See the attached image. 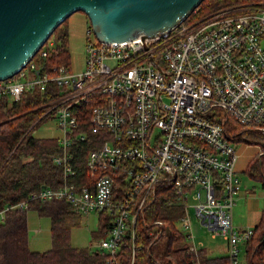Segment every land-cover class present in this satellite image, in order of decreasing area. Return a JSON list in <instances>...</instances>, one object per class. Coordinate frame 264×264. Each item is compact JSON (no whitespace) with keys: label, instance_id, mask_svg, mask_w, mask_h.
<instances>
[{"label":"built area","instance_id":"2783aa9c","mask_svg":"<svg viewBox=\"0 0 264 264\" xmlns=\"http://www.w3.org/2000/svg\"><path fill=\"white\" fill-rule=\"evenodd\" d=\"M91 32L89 25L87 37ZM263 35L264 0L221 7L153 37H94L76 72L44 63L50 39L0 80V94L14 100L38 92L44 110L36 122H57L59 133L49 137L58 143L52 161L61 169L60 182L41 185L31 199L63 200L81 214L106 213L109 226L97 249L113 255L123 236L134 239L135 221L166 187L168 204L182 206L176 224L192 264H201L203 242L195 240L190 208L212 237L226 240V264H239L252 228L232 223L240 179L229 121L264 130ZM87 102V130L78 132L77 109ZM90 131L103 134L90 139L95 146L80 169L76 150Z\"/></svg>","mask_w":264,"mask_h":264},{"label":"trees","instance_id":"16d2710c","mask_svg":"<svg viewBox=\"0 0 264 264\" xmlns=\"http://www.w3.org/2000/svg\"><path fill=\"white\" fill-rule=\"evenodd\" d=\"M255 1L263 0H201L184 21L192 22L228 5ZM66 22L67 18L53 29L43 43L45 46L50 39L54 41L52 46H46L43 60L50 67L66 66L70 61ZM40 103L38 92L24 91L16 100L0 94V211L4 210V218L0 219V264H130L132 253L133 264H192L185 234L176 224L183 212L182 206L168 204L169 193L163 192L166 187L162 186L145 206L143 215L135 221L134 239L129 234L123 236L116 254L71 245V229L80 226L82 215L63 200L31 199V194L38 191L41 185L58 184L61 172L52 161V155L58 149L57 140L33 134L38 124L36 120L44 110L39 107ZM89 111L88 102L77 109L78 132L87 130ZM229 122L234 140L260 147V151L247 161L244 172L264 187V130ZM102 134L90 131L88 141H79L75 161L77 168L83 169L85 156L95 146L90 139L99 140ZM21 201L26 202V207L17 205ZM8 205L11 207L5 209ZM28 209L50 217L51 247L47 250L29 248ZM108 226L109 216L99 213L93 237L106 234ZM251 228L252 234L243 244L246 264H264V199L259 219ZM200 262L205 264L201 256ZM222 264H226V259Z\"/></svg>","mask_w":264,"mask_h":264},{"label":"water","instance_id":"95a60500","mask_svg":"<svg viewBox=\"0 0 264 264\" xmlns=\"http://www.w3.org/2000/svg\"><path fill=\"white\" fill-rule=\"evenodd\" d=\"M201 0H0V80L19 71L53 29L83 11L98 41L153 37L170 31Z\"/></svg>","mask_w":264,"mask_h":264},{"label":"rangeland","instance_id":"374dc122","mask_svg":"<svg viewBox=\"0 0 264 264\" xmlns=\"http://www.w3.org/2000/svg\"><path fill=\"white\" fill-rule=\"evenodd\" d=\"M67 27L69 30V49H70V61L66 65L70 71H79L84 67V48L85 44L88 40L94 39V34L91 32L89 37H87V27L90 25L89 19L86 14L81 11H74L67 17ZM261 45L264 48V35L261 38ZM58 127L55 118L47 119L45 121H41L35 128L33 134L36 136H45L49 137L51 135L58 134ZM234 142L236 152L238 153V158L235 163V172L240 179V188L235 194V199L237 198L238 192H242L253 179L250 178L245 172L244 168L246 166L249 158L255 154L259 150V146L255 144H248L243 141L235 140ZM240 202H236L234 200L233 208H232V219H237V216H241V211L243 210L242 206H238ZM237 204V206H236ZM189 213L191 215V223L193 233L195 235L196 241H204L207 246H215L218 255L227 254L226 240L222 237V235L218 234L215 237H212L210 233L199 223V221L195 218L193 214V209H189ZM40 215V214H39ZM84 216V215H83ZM85 218V216L83 217ZM50 217L48 215H42L39 217L37 221V225L44 229L49 226ZM233 223V221H232ZM92 224L96 229L98 226V217L97 214H92ZM234 226H236L233 223ZM82 231L84 234L85 225L84 222L81 224ZM237 227V226H236ZM81 231V230H80ZM33 231L31 229L28 230V235L31 237L33 235ZM91 232H89V245L91 247H96L97 239L92 238ZM239 264H246L243 247L241 246V250L239 253Z\"/></svg>","mask_w":264,"mask_h":264},{"label":"crops","instance_id":"0c3cea01","mask_svg":"<svg viewBox=\"0 0 264 264\" xmlns=\"http://www.w3.org/2000/svg\"><path fill=\"white\" fill-rule=\"evenodd\" d=\"M259 151L260 148L256 153H258ZM237 195L238 196L235 200L236 202H240L238 206L240 207L242 206L243 210L241 211L242 213L241 216L240 217L237 216V219L234 220L232 219V221L238 228L253 227L257 223L260 216V209L264 199V187L261 186L260 181L253 180L251 181V183L248 184V186L242 192L241 191L238 192ZM93 213L95 212H91L88 214L80 213L82 215L81 224L84 222L85 225L84 227L86 230L84 231L83 234L82 231L83 229L81 224L80 226L73 227L71 229L70 242L72 246L91 247L89 245V232H91L92 234V232L95 231V228L92 224ZM83 215L85 216V218H83L84 217ZM40 216L42 215H39L37 211L33 209H28L26 212V221H27L28 230L31 229L34 233L33 235H31V237H29V248L35 251H43L51 247L50 222L48 227L41 229V227L37 225V221ZM106 234L102 236H105ZM91 236L92 238H94L93 235ZM100 237L96 239L99 240ZM95 248H97V245ZM215 251H216L215 246H207L205 245V243H203V245L200 248V256L201 258L203 257V259H205V264H222V262L225 261L227 254L224 253L222 255H218L217 253H215Z\"/></svg>","mask_w":264,"mask_h":264}]
</instances>
